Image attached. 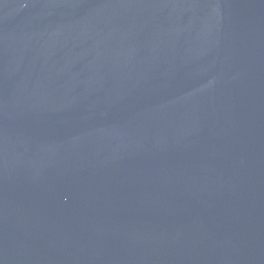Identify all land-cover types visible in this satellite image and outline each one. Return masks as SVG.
<instances>
[{
  "label": "water",
  "instance_id": "water-1",
  "mask_svg": "<svg viewBox=\"0 0 264 264\" xmlns=\"http://www.w3.org/2000/svg\"><path fill=\"white\" fill-rule=\"evenodd\" d=\"M0 264H264V0H0Z\"/></svg>",
  "mask_w": 264,
  "mask_h": 264
}]
</instances>
